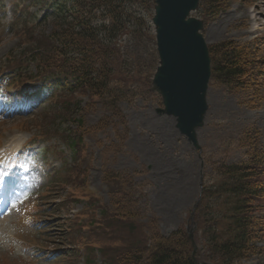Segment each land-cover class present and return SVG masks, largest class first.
<instances>
[{"label":"rangeland","instance_id":"374dc122","mask_svg":"<svg viewBox=\"0 0 264 264\" xmlns=\"http://www.w3.org/2000/svg\"><path fill=\"white\" fill-rule=\"evenodd\" d=\"M20 1L16 13L13 6L16 0H0V69L7 54L13 52L19 56L27 49V44L20 46L18 35L21 30L27 27L32 40L39 39L41 34L46 36L53 27L51 18L45 19L44 15L49 12L42 2ZM143 14L147 22L144 38L139 42L134 39H123L121 42L123 50L127 49L129 54H134L133 60L137 67H142V63L145 65L147 59L157 60L151 26L152 7ZM16 15L19 17L17 20ZM33 15H36V19ZM203 37L208 47H214L223 41L244 45L254 39H264V0H231L226 11L207 22ZM34 71L33 67L29 69L31 73ZM141 71L142 69L139 70ZM261 91H264V87ZM248 94L209 83L206 93L208 110L203 127L197 131L199 149L196 150L175 129L172 117L156 113V109L161 108L158 95L149 93L130 104L122 102L119 108L123 123L112 119L113 127L107 126L92 133L83 129V133L79 129L77 131L74 124L63 125L62 129L65 131L83 134L78 159L67 148L66 138L63 140L58 134L52 136L57 133V126H52V116L43 111L46 105L31 114L22 112V115L14 107L1 108V144L10 142L17 134L22 135V143L31 136H36L37 142L44 141L45 137L51 140L38 145L45 149L49 146L52 153L63 161L54 158L51 153H44L45 150L39 151L41 147L37 146L32 148L36 150L35 153L34 150L29 152L27 149L19 156L21 159L30 154L24 159L25 172L18 168L13 170L15 173L21 172L14 175L17 181L20 180L16 185V200L27 195L25 201L30 200L29 204L37 203L39 219L28 227L20 226L21 217L17 214L21 203L17 204L12 219H0V232L6 235L0 240V264H84L79 253L72 249L80 244L78 236L87 234L84 231L86 228H81L77 220H80L79 214L83 211L87 213L88 219L82 223H94L97 209L94 213L89 203L81 199L82 188L85 187L96 195L97 201L92 200L95 202L94 208L103 205L108 207L110 199L104 179L106 176L109 178L110 172L122 177L127 175L131 179V188L123 181L118 186L132 191V204L135 206L130 209L137 212V218L126 220L122 224L134 222L138 226L144 225L145 238L148 237L151 226L164 237L179 230H183L188 237V230L194 226L195 211L201 200V184L215 182L221 166L248 161L251 150L247 137L253 130L258 139L255 144L264 148V101L263 104L259 101V105L247 104ZM86 101L85 97L81 104L83 110L77 113L83 119L85 129L98 123L105 115L99 105L85 108ZM2 112L8 113L2 116ZM42 131L47 135H42ZM109 207L112 208L111 204ZM110 223L112 235H109L110 232L104 234L99 229L93 235L95 240L101 242L108 256L107 260L116 264L117 254H113L112 250H118L122 243L127 248L130 247L127 240L133 243L140 239V230L135 229L130 234L121 226L119 229L117 221ZM195 232L196 229L193 231L194 246H191L190 257L193 264H205L202 255L205 256L206 251H201L199 236ZM10 233L14 237L9 240ZM117 238L122 241L116 246L112 242ZM95 250L92 249L93 263L101 264V252ZM197 253L199 260L196 259ZM57 254H60L59 260L54 257ZM241 264H264V254L253 256Z\"/></svg>","mask_w":264,"mask_h":264},{"label":"trees","instance_id":"16d2710c","mask_svg":"<svg viewBox=\"0 0 264 264\" xmlns=\"http://www.w3.org/2000/svg\"><path fill=\"white\" fill-rule=\"evenodd\" d=\"M35 1L51 9L45 19L51 18L52 30L46 36L41 34L39 39L32 40L27 27L21 30L20 42H25L23 46L28 44L22 53L26 58L21 60L9 55V76L17 82V93L24 91L23 85L35 84V95H47L49 102L44 112L52 116V126H57V133L52 136L58 134L63 140L66 138L67 148L78 159L83 134L65 131L63 125L74 124L76 130L83 133V129L92 133L107 126L113 127L112 119L123 123L120 103L130 104L136 98L149 95L157 60L145 57L148 64L145 62L142 67H137L134 54L123 50L121 42L123 39L139 42L144 38L147 22L143 13L149 12L152 3L151 0ZM230 2L200 0L194 14L207 24L226 11ZM208 49L210 82L226 86L230 91L248 92L247 104H258L259 101L263 104L264 39H254L244 45L223 41ZM31 67L35 70L33 73L29 72ZM85 97V108L99 105L105 111L104 117L87 129L77 115L83 110L81 104ZM249 136L247 144L251 155L248 161L221 166L215 182L203 184L194 224L201 251H206L201 257L209 264H241L264 254V148L262 150L255 144L258 139L254 130ZM110 174L104 183L112 208L90 205L94 213L97 209L95 222L91 223L96 228L93 233L110 232L112 235L111 221H117L118 228L121 226L130 234L135 229L140 230V239L133 243L127 240L131 248L122 243L118 250H112L117 254L116 264H193L191 242L183 230L164 237L151 226L145 238L144 225L122 224L137 218V212L130 209L135 206L132 191L118 186L125 182L131 188V179L127 175ZM93 241L97 242L94 237ZM121 241L117 238L112 243L117 246ZM97 250L101 252V264H111L101 242H98ZM198 256L199 253L196 254L197 260ZM93 260L92 252H89L84 264H95Z\"/></svg>","mask_w":264,"mask_h":264},{"label":"water","instance_id":"95a60500","mask_svg":"<svg viewBox=\"0 0 264 264\" xmlns=\"http://www.w3.org/2000/svg\"><path fill=\"white\" fill-rule=\"evenodd\" d=\"M199 1L152 0L151 19L158 65L149 91L160 96L162 108L156 112L172 117L179 134L194 149H199L196 132L208 109L206 93L211 77L209 51L201 34L204 23L190 16ZM193 231L194 227L188 230L192 246Z\"/></svg>","mask_w":264,"mask_h":264},{"label":"bare ground","instance_id":"6f19581e","mask_svg":"<svg viewBox=\"0 0 264 264\" xmlns=\"http://www.w3.org/2000/svg\"><path fill=\"white\" fill-rule=\"evenodd\" d=\"M11 143V142H10ZM19 143V142H18ZM10 146H11V144H10Z\"/></svg>","mask_w":264,"mask_h":264}]
</instances>
